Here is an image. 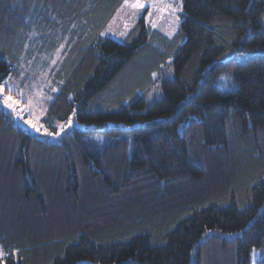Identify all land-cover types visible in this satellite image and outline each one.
Returning a JSON list of instances; mask_svg holds the SVG:
<instances>
[{
	"label": "trees",
	"instance_id": "trees-1",
	"mask_svg": "<svg viewBox=\"0 0 264 264\" xmlns=\"http://www.w3.org/2000/svg\"><path fill=\"white\" fill-rule=\"evenodd\" d=\"M118 2L0 0V83L32 27L69 37L44 120L82 125L0 108V264H264V0H183L172 37L124 42Z\"/></svg>",
	"mask_w": 264,
	"mask_h": 264
},
{
	"label": "rangeland",
	"instance_id": "rangeland-1",
	"mask_svg": "<svg viewBox=\"0 0 264 264\" xmlns=\"http://www.w3.org/2000/svg\"><path fill=\"white\" fill-rule=\"evenodd\" d=\"M133 5H143V7ZM183 12V0H119L111 18L102 30V35L124 42L132 29L143 21L152 29L172 37L179 28ZM43 20L45 24L48 23L47 19ZM34 24H39V21H32L31 26ZM36 30L37 28L32 27L33 32L30 34L31 30L28 31L20 63L15 62L16 70L0 83L6 85V90L10 88L8 94L17 102L19 114L2 103L0 108L10 113L14 121L29 132L51 141H58L69 129L82 126L72 118L68 122L57 123V129L54 130L44 120L48 116L47 110L51 102L58 93L56 78L65 64L66 46L70 38L59 37L57 41L59 44L56 46V41L54 42L50 34H43ZM171 63L172 60H168L162 65V73L161 71L153 73L154 85L150 92L151 96L158 94L157 88L161 78L172 76ZM29 100L31 104L28 103ZM33 125L42 126L41 131L37 132ZM43 129H47L54 135H45ZM104 142L105 140L100 139L99 144L102 145ZM0 252L3 254L1 246ZM79 264L103 263L85 260Z\"/></svg>",
	"mask_w": 264,
	"mask_h": 264
},
{
	"label": "snow or ice",
	"instance_id": "snow-or-ice-1",
	"mask_svg": "<svg viewBox=\"0 0 264 264\" xmlns=\"http://www.w3.org/2000/svg\"><path fill=\"white\" fill-rule=\"evenodd\" d=\"M134 7H143V5H133ZM10 91V88L6 90L5 84H0V103L4 104L6 107L11 109L12 111L19 114V109L17 108V102L12 99V97L8 94ZM29 104H31V100L28 101ZM34 129L37 132L41 131L42 126H36L33 125ZM43 133L48 136L54 135V133L49 132L47 129H43ZM58 134V133H56ZM3 254L0 252V258H2Z\"/></svg>",
	"mask_w": 264,
	"mask_h": 264
}]
</instances>
